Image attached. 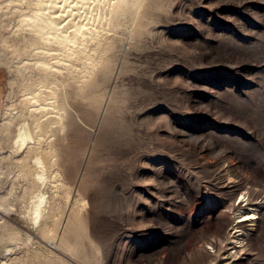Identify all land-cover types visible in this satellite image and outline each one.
I'll return each mask as SVG.
<instances>
[{"label":"rangeland","instance_id":"rangeland-1","mask_svg":"<svg viewBox=\"0 0 264 264\" xmlns=\"http://www.w3.org/2000/svg\"><path fill=\"white\" fill-rule=\"evenodd\" d=\"M30 2L0 0V235L5 220L21 231L0 264H264V0H147L70 60L37 43ZM40 61L80 87L63 129L16 154L2 128L38 109L26 84ZM34 151L57 154L43 186ZM40 191L53 236L24 218ZM82 204L88 235L70 253L56 221ZM249 208L257 219L237 223Z\"/></svg>","mask_w":264,"mask_h":264},{"label":"bare ground","instance_id":"bare-ground-1","mask_svg":"<svg viewBox=\"0 0 264 264\" xmlns=\"http://www.w3.org/2000/svg\"><path fill=\"white\" fill-rule=\"evenodd\" d=\"M146 2L147 0H31L30 4L32 5L33 15H28V18H25L24 22L31 25L35 31L34 34L37 43L41 47L42 44L54 38L59 41V44L66 45L63 48L65 49L64 52H66L67 60L74 58L75 54L76 59H82L84 57L89 59L90 48L87 49L88 46L85 43H88L93 38H97V31L99 29L109 27L110 29L114 28L120 31L125 25H130L139 16V12ZM89 24L91 27H87ZM75 44L78 45L74 47ZM41 54L44 56L55 55L48 50L39 53V57H41ZM72 55L74 57H71ZM53 67L44 61L38 62L35 67L37 70L30 73L32 75L31 81L26 84L28 94H30V97H27V101L34 100L36 105H38V109L30 110L32 112L31 117L19 122L15 127L9 122L2 128L3 131L7 132V136L12 137L13 142L11 147L16 154L22 150L30 149V143H34L36 137L40 139L52 128L60 131L65 126L62 117L67 114L68 108L64 101L67 99L69 93H73L76 87H80V84L78 85L70 81L69 75L63 71L54 70ZM46 84H50V86ZM40 100H43V104L39 103ZM48 100L50 102H47ZM59 101L62 103L59 109L56 110L55 106ZM105 109L107 110V107ZM106 110H104V115L102 116L105 120L108 117ZM52 113H55V115H52ZM43 116L47 118L42 119ZM47 157L57 159V154L52 151L45 154V156L35 151L32 154V161L37 165V176L35 175V177H37V181L42 186L48 179L46 174V164L49 163L47 162ZM29 172L30 169L28 167L23 168V173L26 174ZM228 181L230 184L233 180L230 178ZM243 193H241L242 198L247 195L246 193V195H243ZM34 199L29 205L25 206L26 209L23 212L24 218L28 219L32 225L39 224L40 232H47L48 235L53 236L54 230L48 227L47 220H45L49 216L48 207L50 205L45 194L40 191L34 196ZM262 201L258 204L263 205L264 202ZM230 208H233L232 205ZM257 210V208H249L245 212H239L237 218L240 219L237 223L244 221L253 223L257 219ZM84 212L85 205L83 204L72 209L70 206L66 217L62 215L59 220L57 219L56 223L63 227V235L59 247L64 251L74 253V243L80 237L88 235L86 215ZM42 219L44 223H42ZM2 224L4 225L2 234L0 235V249L5 246L7 247V251L8 249L10 251L11 249L8 247V243L17 241L21 236V231L14 228L6 220ZM31 229L35 230L34 227ZM239 231H242V229ZM236 232L238 231L236 230ZM30 236H28V240L32 241L33 239ZM241 238L239 235L236 236L235 242L238 244L241 243L243 241Z\"/></svg>","mask_w":264,"mask_h":264}]
</instances>
